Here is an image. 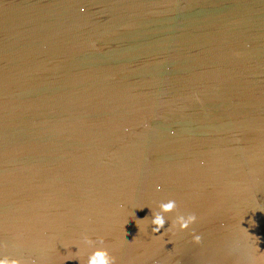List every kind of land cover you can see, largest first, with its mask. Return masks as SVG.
I'll return each instance as SVG.
<instances>
[{
    "label": "water",
    "instance_id": "water-1",
    "mask_svg": "<svg viewBox=\"0 0 264 264\" xmlns=\"http://www.w3.org/2000/svg\"><path fill=\"white\" fill-rule=\"evenodd\" d=\"M177 212L196 221L165 232ZM0 243L264 264V0H0Z\"/></svg>",
    "mask_w": 264,
    "mask_h": 264
},
{
    "label": "clouds",
    "instance_id": "clouds-1",
    "mask_svg": "<svg viewBox=\"0 0 264 264\" xmlns=\"http://www.w3.org/2000/svg\"><path fill=\"white\" fill-rule=\"evenodd\" d=\"M80 11L84 12L85 9L82 7V8H80ZM156 190L157 191L161 190L160 185L156 186ZM138 209L142 210L143 208H138ZM173 210L177 211V203L175 200H168L167 202H163L159 205V211L161 213H169V212H172ZM132 217L135 219L134 213H132ZM195 221H196V216L194 214L184 215V214H179L177 212V215L172 220L169 228H167L165 230V232H173L174 233L177 230L183 232L186 229H188L189 226L192 225ZM127 222L128 221H125L124 225L127 224ZM135 223L139 229V232L144 231V228L141 229V223L150 224L152 226L151 232L153 234H155V233H159L161 228L164 227L165 219L162 215H160L156 212H153L152 218L150 220L148 219V217H145L144 219H135ZM250 223L252 224L253 227L256 226L255 221H250ZM126 235H127V233L123 232V236H126ZM135 239L136 238H134V240ZM255 239H258V238H255ZM200 240H201V237L199 235H193L192 236V242L194 244H199ZM82 243L84 245L92 246L94 244V241L91 238H89L88 235H83ZM99 243L101 245L104 244L103 237L99 238ZM73 245H75L77 247L78 251L76 253L70 252L69 255L66 256V259H77L78 258L80 260V256L82 254V248L79 245H76V244H73ZM3 247H5V246L2 243H0V249H2ZM63 247H65L67 249L70 246L69 245H63ZM0 264H21V261L16 259V258L9 257L7 255L0 254ZM86 264H115V258L110 254L107 247H95L88 254Z\"/></svg>",
    "mask_w": 264,
    "mask_h": 264
}]
</instances>
